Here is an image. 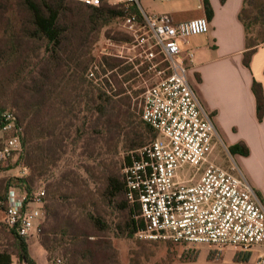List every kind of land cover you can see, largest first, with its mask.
I'll return each instance as SVG.
<instances>
[{"label": "trees", "instance_id": "16d2710c", "mask_svg": "<svg viewBox=\"0 0 264 264\" xmlns=\"http://www.w3.org/2000/svg\"><path fill=\"white\" fill-rule=\"evenodd\" d=\"M202 4L204 17L210 21L212 4L210 0H202ZM23 5L29 18L21 10L14 12L10 0H0V116L11 111L23 126L21 159L31 174L5 185L0 182V193L5 198L6 192L15 188L31 195L38 181L51 180L46 185L45 218L40 226V243L49 263L58 264L59 254L67 264H122L114 240L120 235L136 236L144 228L138 196L129 198L128 174L106 172L100 176L86 168L88 178L79 172H58L55 177L54 171L77 141L84 142L83 148L94 162L100 160L99 145L108 149L123 145V166L127 168L139 156L138 151L157 137L133 108L132 95L124 88L149 64L135 70L139 61L125 64L120 58L103 57L99 59L102 72L111 74L102 85L87 76L96 60L92 50L104 22L133 13L142 19L140 10L135 5L115 7L107 3L93 7L77 0H23ZM239 19L245 29V65L250 67L253 54L264 45V0H244ZM253 91L262 121V83L255 81ZM134 95L139 96V92ZM229 149L233 155L248 154L243 145ZM100 179L105 182L101 204L90 188V180ZM108 207L124 213L121 223L113 226L107 219ZM5 226L16 240L21 264H37L29 252L28 239ZM145 253H131L130 264H139ZM0 264H13V253L1 251Z\"/></svg>", "mask_w": 264, "mask_h": 264}, {"label": "built area", "instance_id": "2783aa9c", "mask_svg": "<svg viewBox=\"0 0 264 264\" xmlns=\"http://www.w3.org/2000/svg\"><path fill=\"white\" fill-rule=\"evenodd\" d=\"M77 1L93 7L103 3L137 6L144 27L171 72L140 95L139 113L157 137L125 168L129 198L138 196L144 221L136 237L184 248L206 246L218 252L225 248L251 251L264 246V201L240 165L228 167L219 162L216 151L222 138L214 115L193 87L189 67L179 61L183 44L210 32L208 19L175 23L168 14H148L141 0ZM127 23L133 29L138 17L130 15ZM23 136L17 115L3 112L0 166L23 151ZM225 148L233 158L230 149ZM45 195V190L28 195L15 188L9 189L5 198L0 193L4 223L22 238L38 234L45 215ZM57 262L61 264L62 260ZM258 264H264V255Z\"/></svg>", "mask_w": 264, "mask_h": 264}, {"label": "crops", "instance_id": "0c3cea01", "mask_svg": "<svg viewBox=\"0 0 264 264\" xmlns=\"http://www.w3.org/2000/svg\"><path fill=\"white\" fill-rule=\"evenodd\" d=\"M214 16L210 32L191 37L182 45L179 61L189 67V78L204 106L213 113L219 134L228 148L243 145L248 154H236L252 185L264 201V119L258 118L255 81L264 88V45L245 65V29L239 19L244 0H210ZM198 11L168 14L175 23L204 17ZM190 54H193L192 60ZM194 259L178 264H258L264 246L251 251L225 248L222 252L193 246Z\"/></svg>", "mask_w": 264, "mask_h": 264}, {"label": "rangeland", "instance_id": "374dc122", "mask_svg": "<svg viewBox=\"0 0 264 264\" xmlns=\"http://www.w3.org/2000/svg\"><path fill=\"white\" fill-rule=\"evenodd\" d=\"M10 4H13L12 9H14V12L21 10L25 16L29 18V13L23 5V0H10ZM200 5L201 0H141V7L150 15L173 13L177 11H198L200 10ZM4 8L7 9V5H4ZM10 14H7V17H9ZM130 15H136L138 17V23H136L133 29L127 23V18ZM104 23L92 50V54L96 57V60L91 63L87 76L89 79L93 80L96 85H102V81L111 74V72H108V74L102 72L99 59L103 57L120 58L126 62L125 64H134L139 61L140 64L135 66V70L149 64L150 67L145 72H139L137 78L124 85L127 94L132 95L133 108L139 113L141 93L146 87L159 83L168 75V63L160 48L156 46L154 41L150 38V33L147 28L144 27V22L139 18L138 13L112 18ZM91 73H94V76H91ZM130 84H132V88H129ZM103 90H107V88ZM114 91H116L115 88L112 92ZM136 91L139 92V96L135 97L134 93ZM88 146L92 147L93 145L88 144ZM225 146L223 140L219 142L216 151V154L219 156V162L228 167L235 165V163L241 166L238 156L233 155V158H231L226 152ZM83 147H85L83 141H77L75 144L69 146L68 153L65 155V162L61 164L58 170L54 171L56 172L54 174L55 177L58 176V172H79L85 178H88L85 173L86 168L92 169L93 172L100 176H104L106 172H113L116 175L124 176L126 167L123 166V159L126 153L123 149V145L112 147L111 149L106 148L102 144L99 145V148H101V156L98 162L101 161L103 163L102 166H98V162H94L90 159ZM23 152L24 149L20 154L15 155L8 162L3 164L0 172V182L3 183V185L12 179L24 178L31 174V170L23 164L21 159ZM49 182H51V180L45 179L38 181L35 184L33 194L42 190L47 191L46 185ZM104 183L103 179L97 182L90 180V188L93 190L95 194L94 198L99 204L102 202L100 194ZM107 215V219L110 220L113 226L117 223H121L124 219V213L114 207L107 208ZM3 220L4 213L2 208H0V252L5 250L12 252L13 264H21L16 251V240L5 226ZM114 243L120 252L122 264H130L131 253L146 252L145 257L141 259L139 264H178L179 261L194 259L197 254L196 251L191 248H184L162 242L149 243L136 236L129 237L120 235L119 238L114 240ZM27 244L29 252L37 264H50L48 261V253L40 243V230L38 234H35L27 240ZM56 258L57 260H62L61 264H67L66 260L61 255L57 254ZM56 258H54L53 261H57Z\"/></svg>", "mask_w": 264, "mask_h": 264}]
</instances>
